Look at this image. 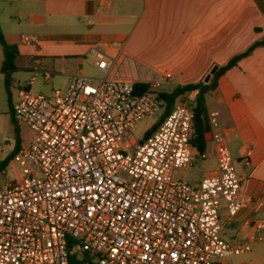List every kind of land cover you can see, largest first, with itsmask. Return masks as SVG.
Wrapping results in <instances>:
<instances>
[{"label": "built area", "instance_id": "1", "mask_svg": "<svg viewBox=\"0 0 264 264\" xmlns=\"http://www.w3.org/2000/svg\"><path fill=\"white\" fill-rule=\"evenodd\" d=\"M110 48L94 55L113 75L74 74L52 99L26 87L34 74L19 88L12 112L32 137L11 159L18 179L0 186V264H212L249 251L250 242L221 236L220 201L231 217L248 204L263 208L264 195L242 194L219 110L207 113L216 166L198 186L176 178L192 159L194 96L177 101L146 138L135 137L132 126L160 109L156 92L172 74L135 92L136 80L117 74L123 43Z\"/></svg>", "mask_w": 264, "mask_h": 264}, {"label": "crops", "instance_id": "2", "mask_svg": "<svg viewBox=\"0 0 264 264\" xmlns=\"http://www.w3.org/2000/svg\"><path fill=\"white\" fill-rule=\"evenodd\" d=\"M0 28L6 42L17 48L16 68L10 72L17 81L10 91L11 105L33 74L34 81L26 87L49 83L47 96L55 89L65 93L74 74L90 78L115 74L113 68H98L94 55L97 49L112 50L113 41L122 42L126 53L118 75L147 82L167 70L172 77L161 80L159 90H171L178 84L208 81L214 65L218 68L262 39L264 0H0ZM25 34L37 41L24 42ZM2 60L0 45V68ZM43 70L50 71L47 79ZM189 95L195 96V91ZM210 109L219 110L227 128L242 194L246 198L264 195V45L219 75L206 96V113ZM7 117L13 133L9 108ZM16 126L20 147L32 133ZM202 151L204 156L192 145L191 162L181 167V179L193 186L199 185L203 171L216 166L207 131ZM220 209L221 236L229 242L246 240L251 249L214 258L212 264H264V207L248 204L229 217L221 199Z\"/></svg>", "mask_w": 264, "mask_h": 264}, {"label": "trees", "instance_id": "3", "mask_svg": "<svg viewBox=\"0 0 264 264\" xmlns=\"http://www.w3.org/2000/svg\"><path fill=\"white\" fill-rule=\"evenodd\" d=\"M0 45L3 51V60L0 69L5 72L6 75L5 84L6 86H8L10 84V72L16 68L14 63V58L17 53V48L14 44H9L6 42L1 28H0ZM260 45H264V37L260 40H256L252 42L244 50L232 55L225 64L220 65L215 70L211 78L206 82L204 81L188 82L184 84H178L174 86L171 90H158L156 94L158 98L161 100L162 113L151 125V127L145 132L142 138H146L148 135L152 133L153 130H155V128L158 126V124L163 119V117L170 111V109L177 101H182L179 98H183V96H185L186 94L195 91V96L192 100L193 132L190 135V142L199 152H201L204 146V133L208 130L207 113H206L207 93L216 86L217 78L219 77V75L224 73V71L229 67L236 65L239 59H241L244 56H247L253 51L255 47ZM147 87H148V83L143 81H136L134 84L135 92H140L146 89ZM11 106H12L11 101L9 100V111L11 115V120L14 123L13 132L15 138V146L6 157L0 160V170L4 169L8 165V163L11 161V159L14 157L15 153L19 149V143H20L19 129L16 126L17 122L14 118Z\"/></svg>", "mask_w": 264, "mask_h": 264}, {"label": "rangeland", "instance_id": "4", "mask_svg": "<svg viewBox=\"0 0 264 264\" xmlns=\"http://www.w3.org/2000/svg\"><path fill=\"white\" fill-rule=\"evenodd\" d=\"M97 75H100V73L95 74V76ZM5 76H6L5 72L0 69V158L2 159L6 157L15 146L14 132L12 133L10 130L11 123L9 122L7 116H8L9 100L11 101L10 91L13 92L17 81L12 77H10V84L6 86L4 79ZM166 82L167 81H165L164 83ZM50 85L51 84L46 82H42L41 84L38 82L37 84L32 86L31 90L35 92H42L44 94H49L50 93L49 91L51 89ZM190 93L186 94L185 96H183V98H179V99H181L182 101L189 100ZM50 99H52V96H50ZM161 113H162V107H160V109L154 115L146 116L140 119L139 121H137L131 128V132L133 133V135L137 138H142L145 132L151 127V125L155 122V120L160 116ZM28 136L30 137L29 133ZM18 172H19V168L16 165V162L14 160L9 162L4 169L0 170V186L3 184L5 179L8 180H13L15 178L18 179L17 178ZM174 176L176 178H180V179L182 178L181 167L176 169Z\"/></svg>", "mask_w": 264, "mask_h": 264}, {"label": "water", "instance_id": "5", "mask_svg": "<svg viewBox=\"0 0 264 264\" xmlns=\"http://www.w3.org/2000/svg\"><path fill=\"white\" fill-rule=\"evenodd\" d=\"M216 68H217V66L214 65V66L211 68L210 73H213V72L216 70Z\"/></svg>", "mask_w": 264, "mask_h": 264}]
</instances>
